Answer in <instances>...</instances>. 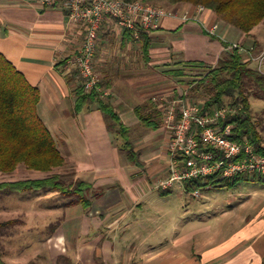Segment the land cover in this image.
Returning a JSON list of instances; mask_svg holds the SVG:
<instances>
[{
    "label": "crops",
    "instance_id": "0c3cea01",
    "mask_svg": "<svg viewBox=\"0 0 264 264\" xmlns=\"http://www.w3.org/2000/svg\"><path fill=\"white\" fill-rule=\"evenodd\" d=\"M168 10L171 14L150 30L148 54L141 40L127 39L126 31L110 21L100 33L95 67L101 86L110 90L104 99L112 103L130 130L133 149L129 154L123 149L126 136L110 129L98 102L76 111V89L83 79L69 60L78 54L85 34L70 22L64 5L48 6L42 0H0V52L39 88V114L66 159L64 166L51 173L86 182V194L91 199L88 208L81 203L70 204L69 199L44 204L61 193L32 190L33 194L24 198L19 194L14 202H0L2 223L57 220L54 231L44 239L45 248L29 257L13 259L17 260L14 263L5 260L7 263L62 264V259L65 264H264V208L257 218L247 221L240 234L208 241L202 253L192 246L189 256L177 242L172 248H150V238L142 239L139 234L130 235L118 245L119 237L123 238L119 236L121 231L126 233L132 228L129 216L144 207L148 187L170 172L169 134L160 104L153 98L163 94L175 97L184 89L178 88L177 81L166 72L186 62L216 66L231 51L232 43L242 44L234 35L243 32L206 7L199 10L181 3ZM186 13L192 18L184 19ZM255 45L256 41L250 47ZM139 113L151 117L153 123H144ZM141 124L151 132L136 143L132 130ZM36 173L40 174L33 178L51 174ZM21 179L28 178L16 180ZM135 240L141 245L134 249Z\"/></svg>",
    "mask_w": 264,
    "mask_h": 264
},
{
    "label": "trees",
    "instance_id": "16d2710c",
    "mask_svg": "<svg viewBox=\"0 0 264 264\" xmlns=\"http://www.w3.org/2000/svg\"><path fill=\"white\" fill-rule=\"evenodd\" d=\"M137 1V0H127ZM157 4L162 1L169 7L181 3L194 6L202 5L214 12L221 20L235 26L246 36L264 21V0H142ZM150 31H141V42L144 52L149 53L151 47ZM127 39H134V33L126 30ZM258 45H255V49ZM251 60H245L243 54L233 48L216 66H205L201 62H186L182 67L168 70L170 76H187L188 69H201L200 83L207 88L206 98H195L198 103L206 106H222L230 104L239 108L238 114H232L228 122L236 123L237 136L250 137L256 149L264 155L262 134L253 120L251 94H264V72L252 66ZM100 84H103L101 81ZM76 111L91 108L95 102L105 112L112 131L126 136L123 149L132 153L133 144L129 137V129L123 125L119 114L111 102L105 100L96 91L87 92L84 81L76 89ZM41 102V92L37 86L29 83L25 75L19 71L0 52V172L12 173L20 165L27 169L51 173L56 168L66 164L65 156L59 148L54 135L42 120L38 107ZM141 120L151 125V117L139 113ZM260 181V175H239L233 178L221 179L209 176L190 180L185 183L188 191L219 186H235L239 181ZM89 184L84 181L68 183L61 173H51L43 178H28L16 181H1L0 192L44 191L59 192L69 198L70 204L81 203L86 208L91 205V199L86 191ZM167 192V191H165ZM9 223L0 222V230ZM1 233V231H0ZM0 264H9L3 259L0 247Z\"/></svg>",
    "mask_w": 264,
    "mask_h": 264
},
{
    "label": "rangeland",
    "instance_id": "374dc122",
    "mask_svg": "<svg viewBox=\"0 0 264 264\" xmlns=\"http://www.w3.org/2000/svg\"><path fill=\"white\" fill-rule=\"evenodd\" d=\"M154 5L169 9V6L162 1ZM242 35L243 33L234 35L235 40L242 42L240 45L250 48L256 41L258 46L254 50V54L258 55L264 51V21L252 30L250 36ZM243 57L245 60H251L245 53H243ZM251 61L253 67L264 72V63L260 67L258 60ZM187 70L189 72L187 76H171L177 81V87H180L181 90H189L194 99H207L206 86L199 84L203 71L188 68ZM102 97L104 98V96ZM251 103L253 120L259 128L264 142V94L262 92L251 94ZM150 132L151 129L143 124L134 126L132 139L137 143ZM18 168L26 169V166L20 165ZM27 170H29L28 173L18 170L12 173L0 172V182L33 178L40 174L36 173L40 171ZM170 176L171 173H168L165 178L154 181L152 186L147 188L150 193L143 200L144 207L137 208L129 216L132 228L126 233L121 231L119 236H123V238L121 240L119 237V243L131 238L130 235L139 234L142 239L150 238V248H172L176 246L177 242L179 243L177 246L180 245L181 249L190 256L192 246L199 248V253H202L206 242L232 238L240 234L241 228L247 224V221L254 220L263 211L264 182L245 180L239 181L235 186L203 188L201 195L196 196L194 191H188L186 185L180 183H175L171 188L162 187L161 182ZM65 180L68 183L77 181L71 177L65 178ZM30 192L32 191L0 192V202L11 203L16 201V196L19 194H22V198H24L28 194L34 193ZM87 196L90 195L87 193ZM68 199L67 196L60 194L57 199H47L43 203L60 204ZM56 221V219L47 218L38 220L34 224L21 221L2 227L0 247L3 251V259L14 263L12 261L17 260L13 259L29 257L38 249L45 248L44 239L54 231ZM126 224L127 222L123 223V229ZM140 245V240L138 242L135 240L134 249ZM126 246L129 249L131 247L129 242H126ZM123 260L126 261L125 258ZM61 263L65 264V261L63 262L61 259Z\"/></svg>",
    "mask_w": 264,
    "mask_h": 264
},
{
    "label": "built area",
    "instance_id": "2783aa9c",
    "mask_svg": "<svg viewBox=\"0 0 264 264\" xmlns=\"http://www.w3.org/2000/svg\"><path fill=\"white\" fill-rule=\"evenodd\" d=\"M45 5L63 4L72 24L84 30V40L78 54L69 63L75 66L84 81L87 92H99L103 96L110 90L100 84V76L95 67L100 33L110 21L122 31L131 30L140 41L141 31L157 28L161 20L171 12L158 5L142 0H42ZM199 10L205 7L198 5ZM191 19L190 13L183 15ZM251 60L264 63V51L254 54V47L247 48L232 43ZM163 115L164 127L169 134L168 153L170 155L171 176L161 182V186L171 188L175 183L185 185L187 181L215 176L221 179L239 175H260L264 177V155L260 153L250 137L237 136L236 123L228 122L239 108L225 104L206 106L198 103L189 90L177 96L156 95ZM208 185L207 188H211ZM194 195L200 196L201 189Z\"/></svg>",
    "mask_w": 264,
    "mask_h": 264
}]
</instances>
